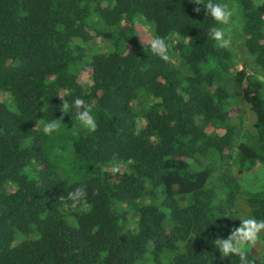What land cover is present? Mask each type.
Wrapping results in <instances>:
<instances>
[{"label": "trees", "instance_id": "16d2710c", "mask_svg": "<svg viewBox=\"0 0 264 264\" xmlns=\"http://www.w3.org/2000/svg\"><path fill=\"white\" fill-rule=\"evenodd\" d=\"M229 1L230 32L197 0H0V264H240L214 241L264 219V0ZM60 97L95 101L98 130L71 142L81 182L42 131Z\"/></svg>", "mask_w": 264, "mask_h": 264}, {"label": "clouds", "instance_id": "9594fccd", "mask_svg": "<svg viewBox=\"0 0 264 264\" xmlns=\"http://www.w3.org/2000/svg\"><path fill=\"white\" fill-rule=\"evenodd\" d=\"M195 4H202L206 9L207 15H210L213 20L220 25L229 24L234 15L233 10L229 8L227 4L218 3L216 0H207V3H203V0H197ZM200 10L199 7L194 9L197 13L200 12ZM209 36L215 39L221 47H227L230 44V39L226 36L225 30L221 27H210ZM145 42H147L153 54L165 61L170 60L169 50L172 47V43L167 42L166 38L156 36L147 41L141 39L143 45ZM60 99L62 101L60 105L62 116L43 125L42 131L45 135H51L53 132L59 131L63 116L69 113L72 115L74 113L76 121L87 132L94 133L98 130V121L93 112L95 101L89 103L81 97H75L74 100L69 103L68 100L61 97ZM39 127V122H37L36 128ZM113 171L114 173L120 172V166L113 165ZM86 196V186H79L72 191H68L66 199L71 202L70 207L76 209ZM60 200H65V196H61ZM240 220L242 221L240 226L233 227L231 229V234L227 238L218 237L215 239V246L221 251L224 257L236 255L239 257L240 264H256L255 260L248 259L247 249L255 248V246L261 242V233H264V219L248 217Z\"/></svg>", "mask_w": 264, "mask_h": 264}, {"label": "rangeland", "instance_id": "374dc122", "mask_svg": "<svg viewBox=\"0 0 264 264\" xmlns=\"http://www.w3.org/2000/svg\"><path fill=\"white\" fill-rule=\"evenodd\" d=\"M227 1V5L231 8L234 12V17L231 20V26L224 25L226 27L227 32L232 30V27L235 26L236 28V21L239 19L238 17V4L229 0ZM223 3V2H221ZM237 13V14H236ZM145 30H140V32H144ZM146 34V32H145ZM229 39L237 40L239 39V33L232 31L229 35H227ZM61 127L59 131L53 132L49 135V141L51 142L52 150H48L50 153V158L56 165L57 169L63 174V176L68 179L70 183L81 182L86 179L88 176V168H83L81 163H77L71 154V142L72 138L76 134L77 128V121L76 122H67L63 121L60 122ZM86 166V165H85ZM257 167H261L257 165ZM258 174L261 175L259 181L261 182L262 187L264 188V169H258ZM251 177V176H250ZM252 182L253 179L249 178ZM255 252H258L256 246L252 249Z\"/></svg>", "mask_w": 264, "mask_h": 264}]
</instances>
